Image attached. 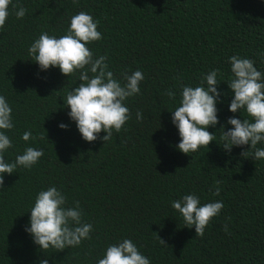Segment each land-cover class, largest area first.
<instances>
[{
  "label": "trees",
  "instance_id": "trees-1",
  "mask_svg": "<svg viewBox=\"0 0 264 264\" xmlns=\"http://www.w3.org/2000/svg\"><path fill=\"white\" fill-rule=\"evenodd\" d=\"M12 3L27 12L17 19L10 5L0 28V95L12 108L14 123L6 132L13 147L5 160L14 161L26 147L44 155L31 169L4 174L0 264L45 259L48 264H97L109 245L123 239L132 240L150 264H264V159H252L251 150L243 157L250 145L226 151L220 140L221 127L232 128L229 117L251 120L245 112L229 111L234 93L227 84L232 76L228 58L251 59L264 73V0ZM81 11L99 21L102 39L87 45L94 57L106 56L108 70L122 84L125 72L144 75L140 93L125 101L131 118L107 142L85 141L68 115L64 101L81 83L79 71L68 77L58 67L41 70L28 54L42 32L65 35L71 17ZM216 69L222 93L216 105L219 123L207 129L215 141L184 154L177 147L180 136L171 111L179 106L183 86H200L202 77ZM167 90L176 93L175 99ZM27 131L34 139H22ZM52 186L66 195L68 206L79 201L83 222L93 226L91 239L59 252L41 250L25 231L36 195ZM188 194L198 196L201 205L223 201L203 237L171 206Z\"/></svg>",
  "mask_w": 264,
  "mask_h": 264
},
{
  "label": "clouds",
  "instance_id": "clouds-1",
  "mask_svg": "<svg viewBox=\"0 0 264 264\" xmlns=\"http://www.w3.org/2000/svg\"><path fill=\"white\" fill-rule=\"evenodd\" d=\"M10 5L16 9L17 19L26 15L27 9L14 5L12 0H0V28H3L9 16ZM98 24L99 21L94 20L90 14L81 11L71 17L65 35L57 38L42 32L28 48L29 56L41 70L58 67L68 77L79 71L81 83L67 93L64 104L70 108L68 115L87 142H94L98 138L107 142L112 138L113 132L119 133L122 130L131 118L125 101L140 93V82L144 80L143 73L136 70L130 75L123 73L125 82L122 84L108 70L106 56L94 57L87 45L102 39ZM228 59L232 76L227 84L234 93L229 111L245 112L251 120L229 117L227 124L232 125V128L224 131L222 126L220 129L222 146L226 151H231L233 146L250 145L241 155L247 157L251 150L252 159H264V147H257L258 144H264V73L257 70L251 59L238 55ZM218 73L219 69H216L205 74L200 86H183L179 106L171 111L172 123L180 136L177 147L184 154L196 152L201 146L207 147L215 141V135L207 129L219 123L216 105L220 102L222 93L217 90L221 83L217 79ZM166 95L175 99L176 93L167 90ZM136 117L138 120L143 119L139 111ZM59 127L66 129L67 125L61 123ZM13 128L12 108L6 98L0 95V188L4 186V174L11 175L18 167L31 169L44 155L43 150L26 147L14 161H6L4 154L13 147L6 132ZM101 131L106 135L99 137ZM30 138L34 139L31 131L22 136L24 141ZM220 183L219 180L216 181L213 193L216 196L221 191ZM171 206L182 216L187 227L194 226L196 236L203 237L206 227L219 215L224 204L223 201H214L201 205L198 196L188 194L172 201ZM30 213V227H26L25 231L32 235L34 243L41 250L53 249L59 252L91 239L93 226L83 222L79 201L74 202V206H68L66 195L54 186L41 190L36 195ZM224 231H228L227 225L224 226ZM159 239L165 244L160 237ZM40 264H48V260H42ZM97 264H150V259L139 251L132 240L123 239L109 245Z\"/></svg>",
  "mask_w": 264,
  "mask_h": 264
}]
</instances>
